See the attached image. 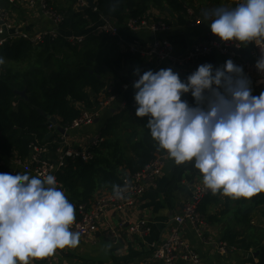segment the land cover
Returning a JSON list of instances; mask_svg holds the SVG:
<instances>
[{"label":"clouds","instance_id":"1","mask_svg":"<svg viewBox=\"0 0 264 264\" xmlns=\"http://www.w3.org/2000/svg\"><path fill=\"white\" fill-rule=\"evenodd\" d=\"M209 27L221 42L264 39V0L217 8ZM0 64L3 60L0 59ZM264 75V49L255 63ZM136 117L176 165L192 163L213 195L232 199L264 193V91L253 94L242 66L199 65L181 79L172 68L133 71ZM193 98V103L184 99ZM121 189L114 187L117 198ZM75 206L54 175L0 172V264H33L58 249L76 248Z\"/></svg>","mask_w":264,"mask_h":264},{"label":"trees","instance_id":"2","mask_svg":"<svg viewBox=\"0 0 264 264\" xmlns=\"http://www.w3.org/2000/svg\"><path fill=\"white\" fill-rule=\"evenodd\" d=\"M70 1L68 9L59 11L63 14V20L58 29L63 34L85 36L84 49L70 70L65 69L70 55H65V61L54 57L64 52L76 55L79 45L68 42L62 35L45 37L38 45L20 39L0 48V55L11 61H19L25 54H36L31 70L8 71L0 75V172L16 174L6 159H27L31 144L47 143V149L55 157L57 145L53 140L59 141V137L53 135L45 139L49 131L46 115L55 117L62 128L68 127L79 116L80 107L90 109L93 106L97 95L106 87L107 74L117 75L134 68L147 71L144 66L148 64V59L139 51H131L116 37L91 31L92 26L101 22V17L119 27L127 18L142 20L146 13L150 14L152 7L163 9L169 6L177 13L179 23L188 24L187 7L180 0H95L94 8L83 9L77 6L73 8L77 0ZM152 19L157 21L160 18ZM164 22L169 24L168 21ZM251 50V44L243 45L239 51L240 59L233 62L240 65L242 61H250ZM217 57L219 55L212 53L201 62L217 66ZM56 60L59 63L53 66L51 62ZM129 78L132 80V76L129 75ZM121 79L120 83L112 85L110 92L121 96L125 106L104 124L100 131L101 140L92 148V159L87 162L67 159L64 167L55 173L59 190H63L66 198L75 206V216L77 206L91 201L99 187L114 190L121 177L140 171L157 153L163 151L145 127L147 118H138L131 112L129 104L134 92L122 90V84H128L130 80ZM22 91L26 98L16 93ZM183 98L193 103L190 94ZM225 213L221 211L220 215ZM261 234V229L249 226L239 235L227 230L222 240L226 241L228 248L234 247L244 252L252 249L257 252V262L253 263L252 259L247 261L264 264V240Z\"/></svg>","mask_w":264,"mask_h":264},{"label":"crops","instance_id":"3","mask_svg":"<svg viewBox=\"0 0 264 264\" xmlns=\"http://www.w3.org/2000/svg\"><path fill=\"white\" fill-rule=\"evenodd\" d=\"M180 1L185 3L191 11L193 19L199 20L198 25L179 23L177 13L169 6H165L163 9L152 7L150 15L168 21L169 30L153 33L148 29H142L137 33H131L126 29L124 23L119 25L121 43L125 47H133L139 51L145 49L153 38L165 37L173 45L174 56H182L191 44L201 42L209 30L207 25L211 21L203 17L205 13H213L217 8L232 9L235 3V0ZM49 3L58 11H65L71 6L70 0H50ZM75 6L77 5L75 4L73 8ZM0 9L5 13V20L18 31L38 33L54 27L52 21L41 11L39 0H35V6L32 8L28 7L24 0H13V3L8 0H0ZM223 57H217V66H222L225 63L227 59ZM201 64L202 62L198 61L191 66L174 68L168 63L157 65V63L148 61L144 68L153 71L172 68L181 77H184L195 71ZM134 69L130 72H119L117 75L107 74L106 86L118 84L122 81L121 78H127L130 80L129 89L134 92L133 81L129 78V75L132 76V79L135 78ZM261 91L264 90H253V94L259 95ZM97 97L98 99L103 98L104 90ZM122 102V97L116 96L102 109L99 117L93 123L67 131L68 135L64 136L66 144L81 148L90 145L95 136H100V131L106 121L113 114L116 115L122 111ZM95 106L96 101L94 100L90 109ZM201 180L202 175L193 167L192 163L176 165L173 160H169L163 166L156 185L147 187L142 198L126 214L108 211L98 223L97 231L80 238L76 248L58 249L54 256L43 261L33 262L36 264H131L145 259L151 252V246L166 238L173 226V217L190 197L194 184ZM110 191L112 190L99 187L94 192L92 201L101 194ZM248 209L250 210L247 211ZM198 211L207 219L204 232L205 241L195 235L189 224L182 225L180 233L198 252L201 264H253L257 262V252L252 249L249 252L237 249L234 252L228 251L223 254L219 252V244L226 243L222 238L227 230L239 235L249 226L261 229V236L264 240V225L258 223L264 220V193L247 199H232L210 193L199 205ZM221 211H226V213L220 215ZM258 212L260 213L258 219L253 218ZM142 219L147 222V234L145 235L131 233L120 224L122 220H125L126 225L127 222L134 223ZM237 220L245 222L241 225L242 228L238 223H235ZM110 229H117L116 240L110 237ZM247 259H252L253 263Z\"/></svg>","mask_w":264,"mask_h":264},{"label":"built area","instance_id":"4","mask_svg":"<svg viewBox=\"0 0 264 264\" xmlns=\"http://www.w3.org/2000/svg\"><path fill=\"white\" fill-rule=\"evenodd\" d=\"M8 1L13 3V0ZM24 1L30 8L35 6V0ZM77 2L81 6L85 4L84 0H77ZM238 3L239 0H235L234 8ZM39 6L47 18L52 21L54 26L53 29L38 33L18 31L5 20V13L0 9V48L6 44L13 43L17 39L28 40L33 45H37L41 43L45 37L56 38L60 35L58 27L63 20V14L55 10L50 5L49 0H39ZM186 14L188 16L189 25L194 26L200 23L199 20L193 19L192 13L188 8H186ZM203 17L209 21L214 19L212 12L205 13ZM124 25L131 33H137L142 29H148L153 33L166 32L169 30V25L167 23L161 19L153 21L151 15H148V13H146L142 20L127 18ZM91 31L97 34L102 33L110 37H116L121 41L119 27L107 18L101 17V22L92 26ZM62 37L75 45H81L85 41L84 35L70 33L63 34ZM251 45V60L240 62V66L243 67L245 74L250 78L252 89L264 90V75L260 74L255 67V63L260 57L261 50L264 49V39L257 40L251 43ZM242 47V44L235 46L231 43L221 42L209 29L204 39L201 42L191 44L187 48L186 53L182 56H174L173 45L165 37L153 38L149 45L145 49L139 50V52L142 56L146 57L148 61L157 63V65L168 63L171 67L179 68L191 66L212 53H216L219 56H224L231 60L240 59L239 51ZM129 48L131 51H138L133 47ZM135 79L137 78L131 81L134 82ZM111 87L112 85L105 87L103 98L98 99L97 97L95 99L96 106L93 109L80 107L79 116L73 120L68 127L63 129L67 132L93 123L94 120L99 117L102 109L116 97L111 94ZM121 89L128 90L129 84H122ZM133 97L129 107L131 112L136 115V105ZM122 106H125L124 101L122 102ZM48 130L51 136L57 135L59 137V141L53 140L57 145L55 157L51 155L50 151L47 149V143H43L42 145L31 144V146H29L30 154L27 159L22 161L14 157L6 159L13 173L24 172L32 176L40 177L48 174L55 176V173L64 167L67 159H79L84 162L91 160L93 157L92 148L101 140L100 136L97 135L92 139L90 145L82 148L74 147L66 144L64 135L58 133L55 125L48 123ZM169 160L171 159L168 158L166 152L162 151L157 153L140 171L121 177L118 185L122 190L120 198H117L114 190H112L109 193L101 194L94 201L91 200L88 203L78 205L77 216L72 230L79 232L80 238H82L97 231L98 223L108 211L126 214L142 198L147 187L156 185L163 166ZM58 186L57 183V188ZM210 193L211 192L204 187L202 180L194 184L190 197L173 217V226L170 228L166 238L160 243L151 246V252L148 257L131 264H201L198 252L190 242L181 235L180 228L184 224H189L195 235L199 239L205 241L204 232L206 220L198 211V207ZM124 221L125 220H122L120 222L122 226L125 225ZM126 225V229L131 233H136L138 235L147 234V222L143 219L134 223L127 222ZM109 235L113 240L117 239V233L112 229L109 230ZM235 250L236 248L234 247L228 248L226 243L219 244L220 253L225 254L228 251L234 252ZM33 264L36 263L33 262Z\"/></svg>","mask_w":264,"mask_h":264},{"label":"rangeland","instance_id":"5","mask_svg":"<svg viewBox=\"0 0 264 264\" xmlns=\"http://www.w3.org/2000/svg\"><path fill=\"white\" fill-rule=\"evenodd\" d=\"M83 49H84V47H82V45H81V46H79L76 55H71L70 52H64V53H58V55H56L54 58H58L61 61H63V60L65 61V55H67V54L70 55L67 59V62L65 63V65H66L65 69L70 70L74 66L76 59L78 58V56L80 55V53L82 52ZM0 59L3 60V64H0V75H1V74L8 72V71L15 72V71H22V70L30 69L31 64L33 62H35L34 60H36V54H34V53L25 54L22 57V59L19 61L7 60L2 55H0ZM56 61L51 62L53 66H56L57 63H59V61H57V62ZM259 214L260 213L258 212L257 214H255V216H253V218L258 219ZM204 218H205V216H204ZM205 220H207V219H205ZM238 221L239 220H237L235 223H238V225L242 228L243 226H241V225L245 224V222H238ZM258 223H262L264 225V220H262L261 222H258Z\"/></svg>","mask_w":264,"mask_h":264},{"label":"water","instance_id":"6","mask_svg":"<svg viewBox=\"0 0 264 264\" xmlns=\"http://www.w3.org/2000/svg\"><path fill=\"white\" fill-rule=\"evenodd\" d=\"M84 2H85L84 5L78 7L79 9H83V8H94L95 7V0H84ZM97 78H100V77L97 76ZM16 93H18L21 97L26 98V95H25V93L23 91L22 92H16ZM39 113L42 114V111H39ZM45 117L47 119V124L48 123H51V124L55 125L56 126V130L58 131L59 134H62L64 136H67L68 135L67 132L58 124L57 119L55 117L48 116V115H46ZM50 137H51V133H47V135L45 136V139H49ZM58 190H59V188H58ZM126 227H127V225H124V228H126ZM112 230L114 232L117 231V229H112ZM253 257H254V255H253Z\"/></svg>","mask_w":264,"mask_h":264},{"label":"bare ground","instance_id":"7","mask_svg":"<svg viewBox=\"0 0 264 264\" xmlns=\"http://www.w3.org/2000/svg\"><path fill=\"white\" fill-rule=\"evenodd\" d=\"M49 1H50V0H49ZM76 5H77V7L81 6V5L78 4V2H76ZM53 28H54V27H53ZM53 28H52V29H53ZM49 30H51V29H49ZM59 34H60V35H63V33H62L61 31H60ZM60 35H59V36H60ZM59 36H57V37H59ZM109 37H110V36H109ZM17 40H20V39H17ZM17 40H15V41H17ZM27 41H28V40H27ZM83 43H84V42H83ZM83 43H82V44H83ZM82 44H81V45H82ZM37 45H38V44H37ZM81 45H79V46H81Z\"/></svg>","mask_w":264,"mask_h":264}]
</instances>
